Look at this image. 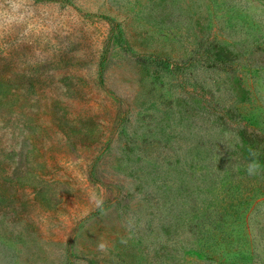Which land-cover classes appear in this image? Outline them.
Here are the masks:
<instances>
[{"label": "rangeland", "instance_id": "rangeland-1", "mask_svg": "<svg viewBox=\"0 0 264 264\" xmlns=\"http://www.w3.org/2000/svg\"><path fill=\"white\" fill-rule=\"evenodd\" d=\"M0 264H264V0H0Z\"/></svg>", "mask_w": 264, "mask_h": 264}, {"label": "clouds", "instance_id": "clouds-1", "mask_svg": "<svg viewBox=\"0 0 264 264\" xmlns=\"http://www.w3.org/2000/svg\"><path fill=\"white\" fill-rule=\"evenodd\" d=\"M259 167H260V166H259L258 162H256V161L251 162V163L248 165V169H247L249 175H254V174H256V172L259 170ZM106 247H107V245H106L105 243H100V244L98 245V249H99L100 251H105V250H106Z\"/></svg>", "mask_w": 264, "mask_h": 264}]
</instances>
